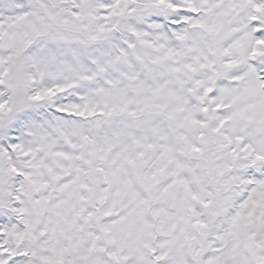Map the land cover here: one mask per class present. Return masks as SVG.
<instances>
[{
	"label": "snow or ice",
	"instance_id": "1",
	"mask_svg": "<svg viewBox=\"0 0 264 264\" xmlns=\"http://www.w3.org/2000/svg\"><path fill=\"white\" fill-rule=\"evenodd\" d=\"M0 264H264V0H0Z\"/></svg>",
	"mask_w": 264,
	"mask_h": 264
}]
</instances>
